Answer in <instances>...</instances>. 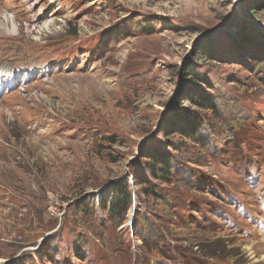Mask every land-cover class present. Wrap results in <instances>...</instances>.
Returning a JSON list of instances; mask_svg holds the SVG:
<instances>
[{"label":"rangeland","instance_id":"rangeland-1","mask_svg":"<svg viewBox=\"0 0 264 264\" xmlns=\"http://www.w3.org/2000/svg\"><path fill=\"white\" fill-rule=\"evenodd\" d=\"M0 57V264H264V0H0Z\"/></svg>","mask_w":264,"mask_h":264},{"label":"trees","instance_id":"trees-1","mask_svg":"<svg viewBox=\"0 0 264 264\" xmlns=\"http://www.w3.org/2000/svg\"><path fill=\"white\" fill-rule=\"evenodd\" d=\"M221 31H223V29H221L215 33H218V32L221 33ZM215 33H208V35H215ZM194 49L197 50L198 53H200V54L202 53L204 55V57H202V59H205L207 57V55H205V52H207V53L211 52V49L207 50V48H205V47L204 48L203 47L197 48L196 45H194ZM212 54H216V53L212 52ZM188 68L189 67L187 66V69ZM191 72H192V70H191ZM205 102H207L206 98H200V100L197 101V103L200 104L201 106H204ZM177 113L178 112L175 111L174 115ZM182 118H183L182 115L178 114L177 119L182 120ZM176 120L175 121H174V119L170 120V118L164 119L163 120V122H164V125H163L164 128L163 129H165L166 127L172 126V131L174 134H178L179 137H185L186 136L185 138L187 140H191V139H193V137L196 136V133L192 130L191 123L189 122V121H191L189 119V117H187L186 123L184 125L178 124L176 122ZM172 123H174V124L172 125ZM163 129H162V131H163ZM158 135H156V136H158ZM155 138H157V137H155ZM163 140H164V144L166 145L167 139L163 138ZM160 143L163 144L162 142H160ZM168 146L173 147V145H171V144H168ZM138 155H139V158L144 159V160H142V162L144 164V168H145V170H144L145 175L143 177L147 176V178L150 180L147 182L145 179H140L138 177V178H135V183L145 184L144 182H146L145 187L144 188L141 187V190L148 193V195L155 194L154 189L152 187H149L150 183L152 185H156L154 183V180L168 179V178H170L169 175L177 174L180 171L176 167H175L176 171H174L172 168L173 158H169L167 156V154L165 153V151H162V149H160V147L157 145H152L151 142H149V144L146 146L143 144L139 150ZM143 177H141V178H143ZM133 201H134L133 193L130 190L128 183H126L125 181L119 182L116 184L114 183L112 188H111L109 198H107L106 200H103V202H102V204L104 203V207H101V208H103V210H102L103 217L107 218L112 223H114V221H116L117 224L120 225L122 223V221L125 220L124 217H125L127 211L132 207Z\"/></svg>","mask_w":264,"mask_h":264},{"label":"bare ground","instance_id":"bare-ground-1","mask_svg":"<svg viewBox=\"0 0 264 264\" xmlns=\"http://www.w3.org/2000/svg\"><path fill=\"white\" fill-rule=\"evenodd\" d=\"M8 19H10L9 21H11V25L14 27V25H13V23L12 22H14L13 20H12V18L11 17H7ZM50 25H51V23H48V24H44V26H43V29H48L49 30V27H50ZM43 31V30H42ZM21 38V37H20ZM19 39V36H14V37H12V40H18ZM9 42V41H8ZM24 42V41H23ZM25 43V42H24ZM25 45V44H24ZM30 46V45H29ZM7 49H10L11 47H13V49L12 50H14V49H16V50H18V55L16 56V57H14V58H12V60H14V59H19V60H21V61H30L31 59H29L28 57H26L25 56V54H24V52H22L21 50L23 49V44L22 43H20L19 41H16V42H13V43H11V44H8L7 46H5ZM15 51V50H14ZM2 53V52H1ZM26 53H28V52H26ZM3 56V55H2ZM0 60H2V58L0 57ZM38 60V59H37ZM36 60V61H37ZM2 61H0V63H1ZM9 63V62H8ZM19 65V64H18ZM6 66V65H5ZM29 67H31V66H29ZM7 68V67H6ZM10 70V69H9ZM7 71V70H6ZM14 75H16V73H14ZM13 75V76H14ZM19 75H21V73L19 74Z\"/></svg>","mask_w":264,"mask_h":264}]
</instances>
